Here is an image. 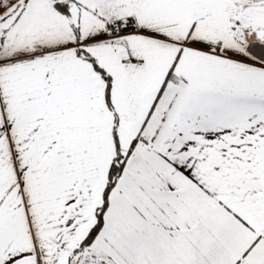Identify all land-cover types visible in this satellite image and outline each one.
I'll return each instance as SVG.
<instances>
[{
  "label": "snow or ice",
  "instance_id": "obj_1",
  "mask_svg": "<svg viewBox=\"0 0 264 264\" xmlns=\"http://www.w3.org/2000/svg\"><path fill=\"white\" fill-rule=\"evenodd\" d=\"M0 264H264V0H0Z\"/></svg>",
  "mask_w": 264,
  "mask_h": 264
}]
</instances>
